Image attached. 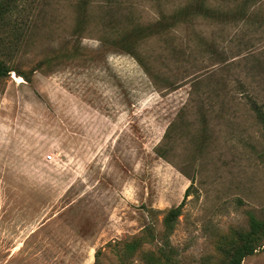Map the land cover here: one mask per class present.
I'll return each instance as SVG.
<instances>
[{
	"label": "rangeland",
	"instance_id": "obj_1",
	"mask_svg": "<svg viewBox=\"0 0 264 264\" xmlns=\"http://www.w3.org/2000/svg\"><path fill=\"white\" fill-rule=\"evenodd\" d=\"M0 11V264H264V0Z\"/></svg>",
	"mask_w": 264,
	"mask_h": 264
},
{
	"label": "trees",
	"instance_id": "obj_2",
	"mask_svg": "<svg viewBox=\"0 0 264 264\" xmlns=\"http://www.w3.org/2000/svg\"><path fill=\"white\" fill-rule=\"evenodd\" d=\"M0 12H2V11H0ZM10 72L11 71L9 70V67L6 65V63H4L2 60H0V96L2 93L1 92L2 84L4 83L5 79L9 76ZM252 252H253L252 250L251 251H245L244 255L251 254ZM238 253H241V251H239ZM242 257L243 256L240 257L239 263H240Z\"/></svg>",
	"mask_w": 264,
	"mask_h": 264
},
{
	"label": "built area",
	"instance_id": "obj_3",
	"mask_svg": "<svg viewBox=\"0 0 264 264\" xmlns=\"http://www.w3.org/2000/svg\"><path fill=\"white\" fill-rule=\"evenodd\" d=\"M47 160H48V161L53 160V155H49V156L47 157Z\"/></svg>",
	"mask_w": 264,
	"mask_h": 264
}]
</instances>
